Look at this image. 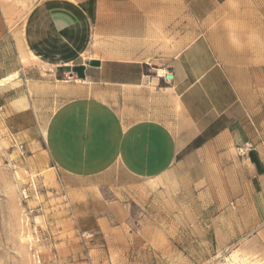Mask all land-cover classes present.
<instances>
[{"label": "crops", "instance_id": "1", "mask_svg": "<svg viewBox=\"0 0 264 264\" xmlns=\"http://www.w3.org/2000/svg\"><path fill=\"white\" fill-rule=\"evenodd\" d=\"M262 6L42 0L21 27L11 30L0 18V61L16 63L0 74V86L20 74L30 102L43 95L38 87L59 102L53 110H18L14 126L41 136L50 168L84 193L162 181L174 168H187L194 184L206 182L202 168L214 156L264 137ZM10 91L0 94L4 104Z\"/></svg>", "mask_w": 264, "mask_h": 264}, {"label": "rangeland", "instance_id": "2", "mask_svg": "<svg viewBox=\"0 0 264 264\" xmlns=\"http://www.w3.org/2000/svg\"><path fill=\"white\" fill-rule=\"evenodd\" d=\"M40 1L0 0V18L14 30ZM14 62L0 61V74ZM19 77L0 86L11 90L0 97V264H264L263 136L244 155L240 142L214 156L206 182L174 168L162 181L84 193L50 168L41 136L15 128L18 110L59 105L39 87L45 96L30 102Z\"/></svg>", "mask_w": 264, "mask_h": 264}, {"label": "built area", "instance_id": "3", "mask_svg": "<svg viewBox=\"0 0 264 264\" xmlns=\"http://www.w3.org/2000/svg\"><path fill=\"white\" fill-rule=\"evenodd\" d=\"M160 78L165 80V81H171L172 80V74L171 73H164V74H159ZM251 145L248 143H245L244 146L238 147L237 151L239 155H244L243 151H248L250 150Z\"/></svg>", "mask_w": 264, "mask_h": 264}, {"label": "bare ground", "instance_id": "4", "mask_svg": "<svg viewBox=\"0 0 264 264\" xmlns=\"http://www.w3.org/2000/svg\"><path fill=\"white\" fill-rule=\"evenodd\" d=\"M10 78H12V76H9L7 79H10ZM4 81H5V80L0 81V85H1ZM227 264H230V263H227Z\"/></svg>", "mask_w": 264, "mask_h": 264}]
</instances>
